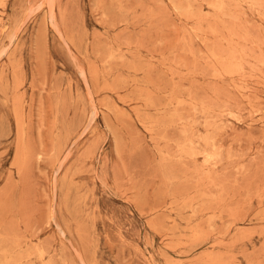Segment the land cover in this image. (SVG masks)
Returning a JSON list of instances; mask_svg holds the SVG:
<instances>
[{
	"label": "rangeland",
	"instance_id": "rangeland-1",
	"mask_svg": "<svg viewBox=\"0 0 264 264\" xmlns=\"http://www.w3.org/2000/svg\"><path fill=\"white\" fill-rule=\"evenodd\" d=\"M0 264H264V0H0Z\"/></svg>",
	"mask_w": 264,
	"mask_h": 264
},
{
	"label": "bare ground",
	"instance_id": "bare-ground-1",
	"mask_svg": "<svg viewBox=\"0 0 264 264\" xmlns=\"http://www.w3.org/2000/svg\"><path fill=\"white\" fill-rule=\"evenodd\" d=\"M212 5V4H211ZM179 9V8H178ZM192 13V12H191ZM195 110V109H194Z\"/></svg>",
	"mask_w": 264,
	"mask_h": 264
}]
</instances>
